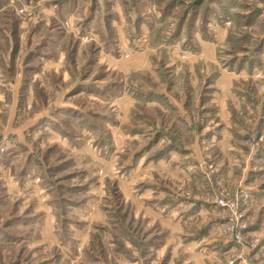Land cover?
<instances>
[{"label": "rangeland", "instance_id": "rangeland-1", "mask_svg": "<svg viewBox=\"0 0 264 264\" xmlns=\"http://www.w3.org/2000/svg\"><path fill=\"white\" fill-rule=\"evenodd\" d=\"M263 83L264 0H0V264H264Z\"/></svg>", "mask_w": 264, "mask_h": 264}, {"label": "crops", "instance_id": "crops-1", "mask_svg": "<svg viewBox=\"0 0 264 264\" xmlns=\"http://www.w3.org/2000/svg\"><path fill=\"white\" fill-rule=\"evenodd\" d=\"M247 64H248V62H247ZM262 90H264V83H263V86H262Z\"/></svg>", "mask_w": 264, "mask_h": 264}]
</instances>
